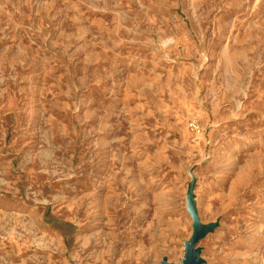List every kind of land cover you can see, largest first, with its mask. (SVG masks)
I'll list each match as a JSON object with an SVG mask.
<instances>
[{
    "label": "rangeland",
    "instance_id": "obj_1",
    "mask_svg": "<svg viewBox=\"0 0 264 264\" xmlns=\"http://www.w3.org/2000/svg\"><path fill=\"white\" fill-rule=\"evenodd\" d=\"M0 264H264V0H0Z\"/></svg>",
    "mask_w": 264,
    "mask_h": 264
}]
</instances>
